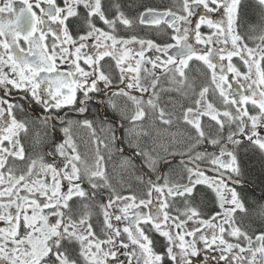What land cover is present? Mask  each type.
Here are the masks:
<instances>
[{
	"label": "snow or ice",
	"instance_id": "1",
	"mask_svg": "<svg viewBox=\"0 0 264 264\" xmlns=\"http://www.w3.org/2000/svg\"><path fill=\"white\" fill-rule=\"evenodd\" d=\"M19 2L22 5L20 7H14V0H3L0 4V90L4 91V96L0 97V221L5 224L0 227V264H164L166 257L174 264H192L190 257H195L200 252L196 247L197 241L194 239L187 242L184 235L177 234L180 251L174 252L172 245L176 237L170 229L162 228V225H166L171 219L175 228H182L194 217L201 216L200 210L192 204L194 190L201 184L212 189L219 208L223 211L217 212L211 220H199V223L218 229V234L213 233L211 240L203 234L199 239L209 248L218 241L223 246L220 259L225 264H232V261L235 264H264V232L256 235L253 240L236 223L238 212L245 215L249 212L241 194L235 187H228L223 180L210 179L198 167L187 168L188 182L184 184H170L167 178H164L163 185L148 180V199H140L137 203L135 195L122 196L116 192L107 175L103 163L105 158L100 154L99 147L91 165L81 157L71 136L73 121L69 120L66 122L68 127L62 128L67 139L47 153L52 157L50 163H45L43 157H40L39 167L37 160L33 159L25 169L18 170L16 161L25 160V149L19 137L22 132H28V125L24 120L17 119L16 115V110L22 112L24 106L8 98L13 89L22 91L50 112L51 108L60 109L75 104L77 89H81L83 99L77 111L84 113L88 110L87 101L92 99L89 93L100 91L98 82L112 84L110 76L101 65V61L111 57L119 69L121 82L126 83L127 74H134L132 82L126 83V88H136L141 92L152 90L147 101L132 96L124 88L119 89V93H113L126 96L135 104L136 110L129 117L130 121L134 123L144 119L146 112L142 105L146 103L155 110L156 118L162 124L171 125L173 114L156 103L160 98L156 91L160 76L172 73L170 80L181 88L187 87L195 92V85L189 83L185 70L191 60L202 61L210 71L213 91L218 93L224 108L221 109L209 98L211 85H204L196 93L193 106H182V114L176 118L194 130V135L189 137L193 141L189 145V151L205 141L211 145L220 142L219 138L206 134L202 126L205 117L214 121L221 133L227 125V140L233 145V149L222 147L219 155L198 152L194 159L211 156L210 163L216 165L217 170L224 169L239 177L242 169L238 150L255 148L264 153V135L260 131L264 129V68L261 67L264 48L259 45L255 49L249 47L239 31L245 8L256 9L264 24V0H182L185 15H179L171 9L158 12L154 8H146L138 17L126 15L120 0H62V5L57 0ZM190 3L202 5L208 13L221 12L226 17V20L217 21L206 15L200 16L199 23L191 28L196 44L221 45L215 49V61L211 59L213 48L206 47L203 51H198L189 42L190 28L181 29V23L192 24L189 17L195 12ZM97 21L102 22L106 29L98 26ZM137 21L141 25L166 24L174 29L172 39L175 43L161 46L135 35H119L121 26L132 29ZM201 25H207L214 31L204 37L199 30ZM73 27L76 29L75 36ZM213 37H216L215 41ZM259 38L264 42V35ZM89 41L95 43L90 45ZM229 44L230 49L226 47ZM129 45H139V51L134 52ZM86 48H91V53L82 52ZM171 49L176 51L170 54ZM146 50L162 52L166 59L158 55L154 58L146 57ZM233 57H239L247 71L242 72L236 67L231 62ZM58 59L61 62L70 61L72 70L67 73L59 72ZM81 60L90 70L81 66ZM225 60L228 61L227 72L233 73L237 78L239 89L233 90L228 75L224 74L225 66L219 62ZM129 61H134V64ZM145 64H150L151 68ZM156 69L162 71L158 74ZM141 71L145 73L143 78ZM148 77L151 79L148 80ZM142 79L147 80V83H142ZM50 100L54 103H50ZM109 104L116 108L111 100ZM229 105L232 106L231 109L227 107ZM249 105L253 111L249 110ZM54 118L56 117L50 114L46 115L42 118V123L47 126ZM60 119L61 123L65 122ZM77 123H82L95 135L91 120L85 119ZM232 125L236 126L235 130H232ZM108 130L111 142L115 143V129L109 125ZM143 134L147 135V132ZM99 143L108 147L103 141ZM133 147L136 149L135 155L143 157L147 167L155 171L157 158L139 144H134ZM117 151L123 152V149ZM57 156L63 160L57 161ZM225 156L228 157L227 160L222 159ZM125 165L135 168L131 157L124 159L122 166ZM85 183L90 191L82 186ZM104 188L109 189L111 194L99 205L103 216L100 230L106 237L101 239L91 222V212L78 215L77 207L72 202L94 200L102 195L100 190ZM225 189L227 196L224 194ZM153 192L158 194L155 202ZM166 196L173 200L181 198L185 207L182 212L179 208L177 211L185 219L181 220L179 215L170 216L167 209L172 205ZM113 206L119 214L111 211ZM141 206L146 211H133ZM83 207L87 209L89 205L85 203ZM260 214L264 216V206L261 207ZM217 216L223 218L222 224L212 223ZM122 221L126 223L121 227ZM149 226L166 238L168 246L164 253L154 250V242L146 232ZM199 231V228L185 230V234L195 237ZM225 233L237 241H246V246L229 242ZM121 249L124 251L120 252ZM118 252L126 257V261L119 259ZM244 253L247 255H242Z\"/></svg>",
	"mask_w": 264,
	"mask_h": 264
},
{
	"label": "flooded vegetation",
	"instance_id": "2",
	"mask_svg": "<svg viewBox=\"0 0 264 264\" xmlns=\"http://www.w3.org/2000/svg\"><path fill=\"white\" fill-rule=\"evenodd\" d=\"M57 2L62 5V0H57ZM248 2H250V0H248ZM2 3H3V0H0V4ZM190 5L193 7L194 12L196 11L195 15L189 17V19L192 21V24L186 25V24L181 23V29L183 30V27L190 28L189 42L192 43L193 46L198 51H203L206 47L213 48V56L211 57V59L215 61L216 60L215 49L220 48L221 45L220 44H213V45L196 44L195 38L191 33V28L194 27L195 24L199 23L200 16L206 15L212 18L213 20H217V21L222 20V19L226 20V17H224L221 12L208 13L207 10L204 9L202 5L196 6L191 3ZM20 6L22 5L20 4L19 0H14V7H20ZM43 6L46 7V5H43ZM246 9L247 8H245V11ZM251 9H254V8H251ZM144 10L145 9L139 10L135 14V16L129 15L126 11H125V14L130 17H138L139 14L143 12ZM157 10L162 12V11L169 10V8H162V9H157ZM36 11L38 12V10ZM172 11L176 12L179 15H185V13L182 12L183 10L181 8L174 9ZM4 15H7V14L5 13ZM246 17H247L246 12H244L242 21L240 22L242 23L241 24L242 26H240V28L241 27L242 28L241 29L239 28L240 33H242L243 36L247 33L244 36L245 37L244 42L245 43L248 42L247 43L248 46L254 49L257 48V45L264 48V42H262L261 39L259 38L261 35H264V24H262L260 21V14L256 21L247 20L245 22ZM97 23H98V26L104 27L106 29V26L103 25L102 22L97 21ZM250 25H254L255 27H251ZM199 30L202 36L204 37L211 35L212 32L214 31L213 29L207 28V25H201ZM258 30H260V32ZM73 35L74 36L76 35L75 27H73ZM119 35L124 36V37H130L132 35H135L141 39H145V40L150 39L154 41L156 44H159L161 46L165 44H169V43H175V41L171 37L175 35L174 29L169 28L166 24H161L159 26L148 25V24L141 25L137 21V23L134 25L132 29H125L121 26ZM254 36L259 39L256 40ZM213 40L215 41L216 37H213ZM48 42L49 43L51 42V38L49 39ZM94 43L95 41H89L90 45H93ZM129 47L133 48L134 52L139 51V48H140L139 45H129ZM226 47L230 49V44ZM175 51H176L175 49H171L170 54ZM82 52L91 53V48L83 49ZM155 54H156L155 50L145 51L146 57L154 58L155 56H157ZM161 58L166 59L165 56ZM136 59H139V57H136ZM129 62L134 64V61H129ZM231 62L236 67H238L242 72L247 71V68L243 65V62L239 59V57H233ZM219 63H222L225 66L224 74L228 75L229 82L232 83L233 90L239 89V85L236 83L237 78L234 76L233 73L227 72L226 66H227L228 61L225 60ZM80 64L82 67H85L86 70H90L84 64L83 60L80 61ZM101 65L105 69L106 73L110 76L112 80V84L106 85L103 81L98 82L97 87L98 89H100V91L89 93V96L92 97V99L87 101L88 110L84 113H80L79 111H77V109L81 107V100L83 99V91L81 89H77L75 104L63 106L60 109L51 108L50 112L49 110L45 109L42 105L36 104L32 100L29 94L22 92V91L15 90V89L12 90L11 95L8 98L11 99L14 103L21 104L24 106V110L22 112L18 109L16 110L17 119L24 120L28 125V132L27 133L22 132L19 137L20 142L21 144H23L24 149H25V160L16 161V168L18 170L25 169L27 167V163L33 159L37 160L38 162L37 166L39 167L40 157H43V161L45 163H50L52 161V157H49L47 153L52 151L55 145L64 143V141L67 139L66 135L62 131V128L68 127V124L66 122L69 120L73 121V124L71 125V136H72L73 141L76 144L77 151L81 154V157L91 165L94 162L97 147H99L100 154L103 155L104 158L107 156L105 158L106 160L104 159L103 163L107 169V173H108L107 175L109 177V180L112 186L115 188L116 192L122 196L135 195L137 197V203L139 202L140 199H148L146 195L148 188H149L148 180H151L158 184L160 183V185H163L162 184V182H164L163 178H167L169 183L172 182L171 184L173 183L184 184L188 182L187 181V176H188L187 168L189 167L197 168L198 166L196 165V163L203 165V166L208 165V166H211L217 169L216 165H212L210 163V159L212 158L211 156H206L200 160H196L194 159V157L196 153L198 152L215 153L216 155H219L220 149L222 147H225V144L228 143V140H227V135L229 131L228 126L226 125L224 131L221 133L218 131V126L215 125V122L210 121L207 117H205L203 119L202 126L205 128L206 134L211 135L213 138H219V141H220L219 145L217 144L216 147L215 145H212L213 146L212 147L210 143H207V141H205L204 144L196 148H193L191 149V151H189L188 150L189 145L193 143L191 142L192 140L189 139V137L194 135V130H192L190 126L184 124L180 119L176 118L182 114L183 107L193 106V101L196 99V93H198L201 86L211 85L210 71L207 69V66L204 65L202 61H198L196 59L191 60L189 62L188 69L185 70L186 74L189 77V83H192L195 85V92L193 91V89H190L187 87L181 88L179 84L170 80L169 78L172 76V73H168L167 75L160 76V84L158 85L156 89V91L159 93L160 98L158 101H156V103H158L160 107L164 108L166 112L173 114V123L171 125L162 124L156 118L157 113L155 112V110L149 108L146 103L143 104L144 110H146L145 116H148V117L150 116L152 119H154L155 117V119H157L158 128H160L161 126L162 128H166V132L168 133L171 132V136L167 137V141L159 142L156 148L152 144L153 142H151L147 138V136L149 135V128L142 129V124L138 121L134 123L131 122L128 124L129 117H131V115L134 114L136 109L134 111L129 112L128 115H126L120 111V107H118L117 101H112L115 97H118L119 99L123 98V95H119V94L113 95V93L114 92L119 93V89L121 88L126 89V83L132 82L131 77L134 74L132 73L127 74V76L125 77L126 83H124V82H121L120 80V73H119V69L116 67L115 60H113L111 57H106L103 61H101ZM145 66L148 68H151L150 64H145ZM57 67H58V71L61 73H67L72 70L70 61L61 62L58 59ZM261 67L264 68V62H262ZM158 70L159 69H156V72L159 74L162 71V69H160L159 71ZM144 76H145V73L141 71V77L143 78ZM147 79H149V77ZM240 79H241V82L244 83L242 78ZM141 82L147 83V80L142 79ZM85 87H87V85H85ZM225 87L227 86L225 85ZM161 89H164V90L162 91ZM176 89H180V90L176 91ZM213 89H214V85H211L209 98L213 99L216 102L217 106L223 109L224 106L220 103L218 93L214 92ZM64 91H67V89H64ZM240 91H243V89H240ZM129 93H131L132 96L141 98L143 101H147L151 97V96L149 97L148 92H141L140 90L136 88L130 89ZM46 95L47 93H45V96ZM2 96H4V91L0 90V97ZM109 100H111L112 102L116 104L115 109L110 106ZM50 103H54V101L50 100ZM227 107L231 109L232 106L229 105ZM248 107L250 111H253L251 105H249ZM148 111H151L152 113ZM49 114L56 118L52 119L49 122V124L45 126L42 123V118ZM60 118H62L65 122L61 123ZM85 119L91 120L93 122V128L95 129V135H93L92 130L83 126L82 123H77V122H82ZM109 125H111L115 129L116 137H117L115 143L111 142L109 138V130H108ZM235 127H236L235 125H232L231 126L232 130H235ZM260 131H261V134L264 135V129H260ZM144 132H147V135H144L143 134ZM99 141H103L104 143L108 145V147L105 148L104 144L99 143ZM134 144H139L140 147L144 150H147L150 152L154 151V153H157L156 158H160V159L157 160L155 170L158 172L149 170V168L146 167L147 165L144 162V158L138 157L135 155L136 149L135 147H133ZM170 145L174 147V149L171 148L173 151L170 149V147H172ZM185 147L186 148L188 147V149H186ZM120 148L123 149V152L117 151V149H120ZM232 148H233V145L230 144L228 149L232 150ZM252 151L258 157L264 160V153H261L258 149L249 148L247 150H238L237 151L239 153V154L237 153L238 159L241 163V169L243 170L242 174L239 177H237L235 174L229 171H226L224 169H219L224 174L214 173V172H210L207 170L204 171L202 169L201 170L210 179H216L217 181L223 180L224 183L228 185V187H235L236 190L241 194V198L245 201V205L249 209V212L246 215L238 212L236 223L242 228V230L247 231L248 234L253 237V240H255L256 235H259L261 232H264V216L260 214L261 207L264 206L263 204L264 196L260 190H258L255 186H253L252 184L248 182L247 161L244 160V157L247 155L248 152H252ZM169 152L171 155L169 154ZM163 155H165L167 159ZM127 157L132 158V161L135 164V168H132V167L129 168L126 165H125L126 167L125 166L122 167L121 164L123 163L124 159ZM110 158H112V160H110ZM180 158H184L187 160H184V161L179 160ZM222 159L227 160L228 157L225 156V157H222ZM56 160L62 161L63 158L57 156ZM166 161H167V164H166ZM189 161H190V164H189ZM164 168H166L167 170ZM167 173H168V176H167ZM171 173H175V175ZM174 176H175V179H174ZM126 177L129 178L130 185L128 184L129 182L126 183V181H124V178ZM138 177H141L142 179H138ZM154 178L155 179L157 178V179L155 180ZM193 179H195V177H193ZM234 180L241 181V184L235 183ZM64 185H65V190H66V187H67L66 181L64 182ZM82 186L86 190L90 191L87 183L83 184ZM199 187L203 188L204 190L210 189L208 188L207 185L201 184V185H197L194 191H196ZM100 192L102 193V195H98L97 198L94 200H87V201L74 200L72 203L76 205L78 215H82L86 211L91 212L92 214L91 222L93 224L94 229L97 232V235L100 236L101 239H105L106 237L100 230L102 222H103V216H102V212H101L99 205L105 202L111 193H110V190L107 188L101 189ZM224 194L226 196L228 195L226 189L224 190ZM254 196H258L260 201L257 200L254 203L252 201V197ZM155 197H153L154 202H155ZM165 198L168 200L169 204L172 205L169 209H167V211H169L170 213V216L176 217L179 215L181 220L185 219V217L181 215L182 211L181 212L177 211V208L182 210L185 207L183 205V202L181 201V198L177 197L178 199H175V200H173L172 197L166 196ZM211 198H212V201H209V202L206 201V203L204 202L203 208H201L199 199L196 200L194 198L192 200L193 206H196L201 212V216L197 218L198 222L191 223L190 222L191 220H190L187 222L186 225H184V227L175 228L173 220L170 219L166 225H162V228L170 229L173 236L176 237L175 243L172 245L174 252L180 251V249L178 248L180 241H179L177 234L184 235L185 241L187 242H191L194 239L197 241L196 247L200 250V252H199V255L195 257H190V259L192 260V264H225V262L220 259L221 248L223 246L219 245L218 241H217V244L212 245L209 248V247H206L204 242L199 239V237L202 234L204 236H207L209 240H211V235L213 233L218 234L217 228H210L205 224L199 223L200 219L211 220V218L217 212L223 211L222 209L219 208L217 197H211ZM85 203L89 205L87 209L83 207V204ZM90 205L93 206V210L90 209ZM255 208L259 210L260 216L258 215L252 218L253 209ZM111 211L119 214L115 206L111 209ZM133 211H146V210L143 208V206H141L139 209H133ZM124 223H126V221L120 222V226L122 227ZM212 223L222 224L223 219L221 216H217L216 219L212 221ZM225 227L227 228L228 225H225ZM196 228H199L200 231L196 233L195 237L188 236L185 234V230L192 231ZM146 232L154 242V250L158 253H164L166 250V247L168 246V242L166 238L161 236L158 232L154 230V228H151L150 226L146 228ZM225 238L228 239L229 242H232V243H241L243 246H246L247 244V242L243 240L237 241L235 238L228 236L227 233H225ZM121 239H123V237H121ZM123 251H124L123 249L120 250V252H123ZM233 251H236V250L234 249ZM225 255L230 256L231 254L225 253ZM242 255H247V254L244 253ZM118 257L120 260L126 261V257L123 255H120L119 252H118ZM164 264H174V262L166 257ZM232 264H235V261H232Z\"/></svg>",
	"mask_w": 264,
	"mask_h": 264
},
{
	"label": "trees",
	"instance_id": "3",
	"mask_svg": "<svg viewBox=\"0 0 264 264\" xmlns=\"http://www.w3.org/2000/svg\"><path fill=\"white\" fill-rule=\"evenodd\" d=\"M122 5V10L126 11L129 15L135 16V14L142 9L146 8H171L174 10V6L182 5V0H120ZM246 18L245 22L248 21H256L259 17V12L256 9L247 8L246 9ZM154 153V152H153ZM154 155V154H152ZM156 157V153L154 155ZM244 160L247 161V172H248V182L255 186L258 190H260L264 196V160L258 157L254 152H248L244 157ZM126 183L129 182V178H124ZM130 185V182L128 183ZM252 193V192H251ZM211 197H216L215 193L212 189H206L199 187L196 191H194L193 199H199L201 208L204 206V202L206 203L212 201ZM175 199H178L177 197ZM260 201L258 196L252 197V201L255 203L256 201ZM260 216L259 210L257 208L253 209L252 218L255 216ZM260 223V222H259ZM258 228V227H256ZM254 228V229H256Z\"/></svg>",
	"mask_w": 264,
	"mask_h": 264
},
{
	"label": "rangeland",
	"instance_id": "4",
	"mask_svg": "<svg viewBox=\"0 0 264 264\" xmlns=\"http://www.w3.org/2000/svg\"><path fill=\"white\" fill-rule=\"evenodd\" d=\"M174 7H175L174 9H179V8L182 9V5L181 6L177 5V6H174ZM169 9H171V8H169ZM155 55H158V56H161V57L164 56V54H162V52H156ZM150 79H151V77H149L148 80H150ZM125 91L130 92V89L126 88ZM151 92H152V90L149 89V91H148L149 97L151 96ZM139 99H141V98H139ZM112 101H117L118 107H120V111L122 113L126 114V115H128L129 112L134 111L136 109L135 104L131 100H129L128 97H126V96H123L122 99H119L118 97H115ZM142 107H143V105H142ZM145 112H146V110H145ZM148 112L152 113L151 111H148ZM138 122H140L142 124V129L143 128L144 129L149 128V135L147 136V138L149 140L150 139L152 140V141L151 140L150 141L153 142L152 144L155 146V148H156V146H158L157 144H159V142L167 141V136H171V132H169L170 134L168 132H166V128H162L161 126H160V128L157 127V119H155V117H154V119H152L150 116L149 117L145 116L143 120L138 121ZM129 123H131L130 119H128V124ZM154 141H155V143H154ZM152 195H153V197H155L158 194L153 192ZM90 209L93 210V206L92 205H90ZM183 210L184 209H182L181 211H183ZM190 222L191 223H195V222H198V221H197V218L194 217L193 220H191ZM4 226H5L4 222L0 221V227H4Z\"/></svg>",
	"mask_w": 264,
	"mask_h": 264
},
{
	"label": "bare ground",
	"instance_id": "5",
	"mask_svg": "<svg viewBox=\"0 0 264 264\" xmlns=\"http://www.w3.org/2000/svg\"><path fill=\"white\" fill-rule=\"evenodd\" d=\"M182 12H183V11H182ZM195 12H196V11H195ZM179 13H180V12H179ZM181 14H182V13H181ZM196 14H198V13H196ZM200 14H201V13H200ZM194 15H195V14H194ZM195 21H196V20H195ZM241 21H242V20H241ZM194 23H195V22H194ZM240 24H242V23H240ZM241 26H242V25H241ZM204 28H206V27H204ZM207 28H208V27H207ZM241 28H242V27H241ZM241 28H240V29H241ZM243 28H244V27H243ZM240 29H239V31H240ZM258 29H259V28H258ZM260 29H262V28H260ZM242 30H243V29H242ZM246 30H247V28H246ZM246 30H245V31H246ZM208 31H209V30H208ZM255 31H256V30H255ZM258 31L260 32V30H258ZM172 32H173V31H172ZM205 32H207V31H205ZM160 33H161V32H160ZM170 33H171V32H170ZM203 33H204V32H203ZM245 33H246V32H245ZM256 33H257V32H256ZM167 34H168V33H167ZM241 34H242V33H241ZM243 34H244V33H243ZM246 34H247V33H246ZM246 34H245V35H246ZM252 34H253V32H252ZM257 34H258V33H257ZM257 34H256V35H257ZM123 35H124V34H123ZM245 35H244V36H245ZM157 36H158V35H157ZM251 36H252V35H251ZM171 37H172V36H171ZM254 37H255V36H254ZM257 37H258V36H257ZM255 38H256V37H255ZM257 39H259V38H256V40H257ZM248 41H250V40H248ZM246 43H248V42H246ZM250 43H251V42H250ZM251 44H252V43H251ZM161 99H162V98H161ZM160 101H161V100H160ZM182 111H183V110H182ZM155 124H156V123H155ZM171 131H172V130H171ZM153 134H154V133H153ZM159 134H160V133H159ZM165 134H166V133H165ZM169 134H170V133H169ZM162 135H163V134H162ZM158 136H159V135H158ZM167 137H168V136H167ZM150 140H151V139H150ZM151 141H152V140H151ZM183 142H184V141H183ZM187 142H189V141H187ZM191 142H193V141H191ZM154 143H155V141H154ZM173 143H174V142H173ZM176 143H177V142H176ZM176 143H175V144H176ZM207 143H208V142H207ZM171 144H172V143H171ZM178 144H180V143H178ZM206 145H207V144H206ZM206 145H204V146H206ZM218 145H219V144H218ZM170 146H172V145H170ZM211 146H212V145H211ZM178 147H179V146H178ZM180 147H181V146H180ZM183 147H184V146H183ZM212 147H213V146H212ZM215 147H216V145H215ZM171 148L174 149L173 146L170 147V149H171ZM185 148H186V147H185ZM151 149H152V148H151ZM175 149H176V148H175ZM186 149H188V147H187ZM186 149H185V150H186ZM217 149H218V148H217ZM232 149H233V148H232ZM114 150H115V149H114ZM158 150H159V149H158ZM171 150H172V149H171ZM177 150H178V149H177ZM212 150H213V149H212ZM108 151H109V150H108ZM172 151H173V150H172ZM175 151H176V150H175ZM180 151H181V150H180ZM110 152H111V151H110ZM153 152H154V151H153ZM153 152H151V153L155 155V153H153ZM163 152H164V151H163ZM112 153H113V152H112ZM161 153H162V151H161ZM161 153H160V154H161ZM167 153H168V151H167ZM237 153H238V152H237ZM113 154H114V153H113ZM156 154H157V153H156ZM165 154H166V153H165ZM169 154H170V152H169ZM172 154H173V153H172ZM177 154H178V153H177ZM238 154H239V153H238ZM238 154H237V155H238ZM105 155H107V154H105ZM120 155H121V154H120ZM154 155H153V156H154ZM161 155H162V154H161ZM166 155H167V154H166ZM170 155H171V154H170ZM115 156H116V155H115ZM159 156H160V155H159ZM159 156H158V157H159ZM163 156H165V155H163ZM163 156H161V157H163ZM173 156H174V155H173ZM176 156H177V155H176ZM106 157H107V156H106ZM106 157H105V158H106ZM116 157H117V156H116ZM120 157H122V156H120ZM167 157H169V156H167ZM179 157H180V156H179ZM165 158H166V156H165ZM165 158H164V159H165ZM121 159H123V158H121ZM158 159H160V158H157V160H158ZM166 159H167V158H166ZM105 160H106V159H105ZM108 160H109V159H108ZM110 160H112V158H110ZM186 160H187V159H186ZM117 161H118V160H117ZM161 161H162V160H161ZM183 161H184V160H183ZM107 162H108V161H107ZM105 163H106V161H105ZM186 163H187V162H186ZM108 164H109V163H108ZM110 164H111V163H110ZM166 164H167V161H166ZM189 164H190V161H189ZM121 165H122V164H121ZM163 165H164V164H163ZM163 165H162V166H163ZM192 165H193V164H192ZM164 166H165V165H164ZM174 166H175V165H174ZM180 166H181V165H180ZM110 167H111V166H110ZM122 167H123V166H122ZM125 167H126V166H125ZM140 167H141V166H140ZM146 167H147V166H146ZM166 167H168V166H166ZM175 167H176V166H175ZM186 167H187V165H186ZM107 168H108V167H107ZM129 168H130V167H129ZM147 168H148V167H147ZM157 168H158V167H157ZM177 168H178V167H177ZM189 168H190V167H189ZM140 169H141V168H140ZM160 169H161V168H160ZM164 169H166V168H164ZM168 169H169V168H168ZM183 169H184V168H183ZM125 170H126V169H125ZM149 170H150V169H149ZM166 170H167V169H166ZM170 170H171V169H170ZM170 170H169V171H170ZM200 170H201V168H200ZM127 171H128V170H127ZM155 171H156V170H155ZM159 171H160V170H159ZM175 171H176V170H175ZM178 171H179V170H178ZM204 171H205V170H204ZM242 171H243V170H242ZM148 172H149V171H148ZM150 172H151V171H150ZM156 172H158V171H156ZM156 172H155V173H156ZM164 172H165V170H164ZM153 173H154V172H153ZM168 173H169V172H168ZM168 173H167V176H168ZM107 174H108V173H107ZM162 174H163V173H162ZM169 174H170V173H169ZM171 174H174V175H175V173H171ZM180 174H181V173H180ZM157 175H158V174H157ZM160 175H161V174H160ZM178 175H179V174H178ZM185 175H186V174H185ZM220 175H222V174H220ZM186 176H187V175H186ZM186 176H185V177H186ZM155 177H157V176H155ZM187 177H188V176H187ZM149 178H150V177H149ZM161 178H162V177H161ZM224 178H225V176H224ZM151 179H152V178H151ZM154 179H155V178H154ZM156 179H157V178H156ZM156 179H155V180H156ZM163 179H164V178H163ZM174 179H175V176H174ZM184 179H185V178H184ZM235 179H236V178H235ZM152 180H153V179H152ZM159 180H160V179H159ZM161 181H162V180H161ZM161 181H160V182H161ZM182 181H183V180H182ZM158 182H159V181H158ZM176 182H177V181H176ZM178 182H179V181H178ZM180 182H181V181H180ZM171 183H172V182H171ZM171 183H170V184H171ZM159 184H160V183H159ZM238 184H239V183H238ZM245 184H246V183H245ZM234 185H235V184H234ZM263 204H264V203H263ZM222 219H223V218H222ZM236 222H237V221H236Z\"/></svg>",
	"mask_w": 264,
	"mask_h": 264
},
{
	"label": "water",
	"instance_id": "6",
	"mask_svg": "<svg viewBox=\"0 0 264 264\" xmlns=\"http://www.w3.org/2000/svg\"><path fill=\"white\" fill-rule=\"evenodd\" d=\"M159 12V11H158ZM229 145H230V143H228V144H226L225 145V147H227V148H229ZM180 159H182V158H180ZM179 159V160H180ZM186 160V159H185ZM197 164V163H196ZM200 168H202V169H206V170H208V171H210V172H214V173H221L219 170H217V169H215V168H213V167H209V166H201V165H199V164H197ZM162 175V174H161ZM240 184H241V181L239 182Z\"/></svg>",
	"mask_w": 264,
	"mask_h": 264
}]
</instances>
